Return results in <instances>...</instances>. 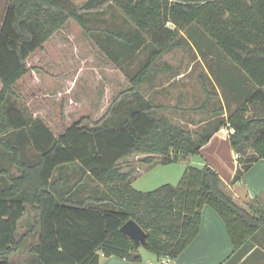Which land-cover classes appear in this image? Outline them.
Masks as SVG:
<instances>
[{"label":"trees","instance_id":"obj_1","mask_svg":"<svg viewBox=\"0 0 264 264\" xmlns=\"http://www.w3.org/2000/svg\"><path fill=\"white\" fill-rule=\"evenodd\" d=\"M111 5L136 36H147V59L100 120H81L56 136L14 107L15 87L31 72L30 56L69 21L90 34L88 16ZM184 33L203 57L216 53L240 73L223 70L219 82L236 94L237 109L227 112V120L221 118L225 109L218 110V122L201 133L158 116L163 106L140 91ZM131 42L123 41L133 48ZM0 83V150L20 172L12 176L0 168V264H100L112 256L136 263L142 249L159 261L176 260L198 237L204 207L221 217L235 252L264 230V209L241 207L210 164L189 166L177 186L150 192L135 190L119 166L135 154L146 156L145 164L162 165L200 155L227 124L235 131L228 140L232 151L241 159L253 153L234 179L264 160V115L248 116L250 105L264 107V0H88L80 6L8 0L0 26ZM27 146L36 160L25 157ZM91 179L103 186L101 192L80 196ZM129 220L146 233L144 244L121 233Z\"/></svg>","mask_w":264,"mask_h":264},{"label":"rangeland","instance_id":"obj_2","mask_svg":"<svg viewBox=\"0 0 264 264\" xmlns=\"http://www.w3.org/2000/svg\"><path fill=\"white\" fill-rule=\"evenodd\" d=\"M69 1L73 6H80L88 0ZM7 2L0 0V26ZM88 27L94 32L88 34L69 21L46 43L43 51L31 55L28 60L31 72L17 84L18 97L11 100L16 109L30 118L42 120L56 136L81 120H100L112 102L131 88V79L144 65L151 49L147 36H136V28L113 5L101 14H90ZM124 40L132 41L135 46L132 48L123 43ZM179 43L180 46L158 60L156 69L149 74L140 91L153 105L163 106L158 116L201 133L203 128L219 119L217 112L223 108V101L228 102L227 89L219 84L223 70L234 76L240 73L216 53L203 57L187 33ZM1 88L0 83V91ZM203 106L204 110H198ZM261 113L257 104L250 105L249 117ZM226 139L229 140L227 136ZM230 150L219 144L218 152L208 149L171 165L145 164L146 156L135 154L119 162V166L123 173L129 174L132 187L141 192L154 191L166 184L177 186L187 167H203L206 161L216 168L224 161L234 170L233 176L227 174L226 179L231 178L235 184L237 169L244 167L253 153L248 151L241 160L235 161L237 153L230 154ZM24 155L27 159H37L30 146L24 149ZM0 168L7 169L12 176L20 173L1 150ZM255 170L248 178H257L262 173L264 179L261 164ZM102 187L91 179L80 196L101 192ZM142 253L146 256L148 252L143 250Z\"/></svg>","mask_w":264,"mask_h":264},{"label":"crops","instance_id":"obj_3","mask_svg":"<svg viewBox=\"0 0 264 264\" xmlns=\"http://www.w3.org/2000/svg\"><path fill=\"white\" fill-rule=\"evenodd\" d=\"M226 91L228 102L223 101V98H221L223 101L222 107L225 109V114L221 118L227 117L228 111H235L238 107L235 100L236 94L232 93L231 88ZM220 97H222L221 94ZM257 108L262 112L260 116H263L264 107L262 104H257ZM221 129L213 135L210 142L202 149L203 152L208 149L218 152L219 144L228 146V149L230 148L229 141L222 136L223 132ZM231 153L233 151L230 150ZM206 163L213 166L219 173L223 188L241 207L246 209L250 207L258 210L264 209L263 174H258L257 178H248L260 164L264 171V160L255 163L248 172L243 174L239 179L240 181L238 180L235 184H232L231 178L226 179L227 174L229 177L233 176L234 170L228 167L224 161L220 162L217 168L208 161ZM224 173H226V176ZM142 252L143 249L140 250L142 256L140 262L134 263L112 256L109 258L103 257L100 264H163L164 259L159 261L154 255L146 253L145 256ZM170 264H264V230H260L250 236L245 244L235 252L221 217L212 208L204 207L202 225L198 237L176 260H171Z\"/></svg>","mask_w":264,"mask_h":264},{"label":"water","instance_id":"obj_4","mask_svg":"<svg viewBox=\"0 0 264 264\" xmlns=\"http://www.w3.org/2000/svg\"><path fill=\"white\" fill-rule=\"evenodd\" d=\"M121 233L128 236L135 244H144L147 240L146 233L133 220H129L121 229Z\"/></svg>","mask_w":264,"mask_h":264},{"label":"built area","instance_id":"obj_5","mask_svg":"<svg viewBox=\"0 0 264 264\" xmlns=\"http://www.w3.org/2000/svg\"><path fill=\"white\" fill-rule=\"evenodd\" d=\"M221 131L223 132L222 135L225 138H226V136L229 138V136L235 132L234 129L229 124L225 125L221 129ZM234 159H235V161L240 160L241 159V156L238 155V154H235L234 155ZM236 165L239 167L238 163H236ZM170 262H171L170 259H164L163 264H170Z\"/></svg>","mask_w":264,"mask_h":264}]
</instances>
